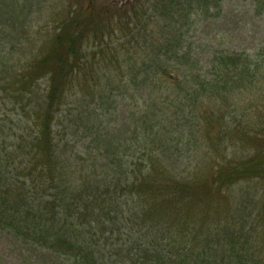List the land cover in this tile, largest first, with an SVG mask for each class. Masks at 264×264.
I'll return each mask as SVG.
<instances>
[{"label":"trees","instance_id":"16d2710c","mask_svg":"<svg viewBox=\"0 0 264 264\" xmlns=\"http://www.w3.org/2000/svg\"><path fill=\"white\" fill-rule=\"evenodd\" d=\"M50 1L39 26L43 0H0V229L70 264H264V139L200 163L203 101L264 80V53L194 59L188 33L223 0ZM116 94L129 143L82 112Z\"/></svg>","mask_w":264,"mask_h":264},{"label":"rangeland","instance_id":"374dc122","mask_svg":"<svg viewBox=\"0 0 264 264\" xmlns=\"http://www.w3.org/2000/svg\"><path fill=\"white\" fill-rule=\"evenodd\" d=\"M43 1L46 3L44 9L46 15L43 16L44 21L40 22L39 26L51 22L48 14L53 13L52 5H55L53 1ZM87 1L83 0L84 5ZM96 1L99 4L115 2V0ZM121 3L120 0L119 4ZM57 12L60 13V10L57 9ZM188 37L193 57L200 61L199 68L205 74H209L212 58L218 52L246 55L251 61L263 58L261 56L264 53V0H223L221 14L217 17L198 16ZM86 90L82 92L86 93ZM106 97L109 99V96ZM121 98L116 94L109 101L111 105L107 103L103 107L97 99L91 102V107L86 106L82 112L84 115L100 114L102 111L107 115L111 113L107 119L110 121L107 127L115 131L120 142L129 143L133 138V119ZM76 105L78 102L75 103ZM67 111L69 115L75 114L73 107H68ZM200 111L202 114L200 127H203L206 136L200 163L211 169L218 161L247 160L255 154L257 140L264 139V80H260L253 91L241 94L237 91L217 104L204 100ZM75 115L64 120V124L74 126ZM91 140L92 137H88L79 141L76 149L93 146L90 145ZM204 173H207V170ZM0 264L70 263L63 257L23 242L0 229Z\"/></svg>","mask_w":264,"mask_h":264}]
</instances>
